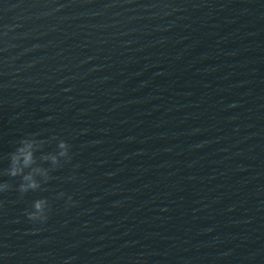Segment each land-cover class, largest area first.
<instances>
[{
    "label": "water",
    "instance_id": "1",
    "mask_svg": "<svg viewBox=\"0 0 264 264\" xmlns=\"http://www.w3.org/2000/svg\"><path fill=\"white\" fill-rule=\"evenodd\" d=\"M2 184L0 264H264V7L1 107Z\"/></svg>",
    "mask_w": 264,
    "mask_h": 264
},
{
    "label": "clouds",
    "instance_id": "2",
    "mask_svg": "<svg viewBox=\"0 0 264 264\" xmlns=\"http://www.w3.org/2000/svg\"><path fill=\"white\" fill-rule=\"evenodd\" d=\"M39 142L33 139H22L19 142L18 147L15 152L10 156V166L8 168L7 174L11 177H22V183L19 186V190L22 193H26L29 190H35L40 187L39 182L36 179V176L40 175L47 177L48 173L45 169L40 166V162L37 159V152L40 151ZM69 148L70 145L61 140L58 144V152L48 154L47 156L42 157L44 162H50L52 165H58L61 158L69 157ZM70 159V157H69ZM29 169L30 171H25ZM9 185L2 184L0 185V192L6 191ZM63 195V194H62ZM72 198L69 197V200ZM47 201H37L34 204L35 211L28 214L30 220H36L41 218L43 210L45 208ZM47 219V217H43Z\"/></svg>",
    "mask_w": 264,
    "mask_h": 264
}]
</instances>
